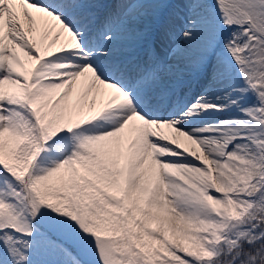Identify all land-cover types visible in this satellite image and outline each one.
<instances>
[{
    "label": "snow or ice",
    "instance_id": "obj_1",
    "mask_svg": "<svg viewBox=\"0 0 264 264\" xmlns=\"http://www.w3.org/2000/svg\"><path fill=\"white\" fill-rule=\"evenodd\" d=\"M0 264H264V0H0Z\"/></svg>",
    "mask_w": 264,
    "mask_h": 264
}]
</instances>
